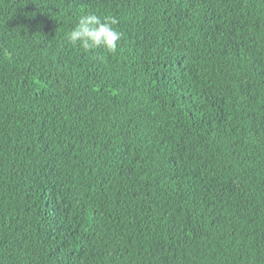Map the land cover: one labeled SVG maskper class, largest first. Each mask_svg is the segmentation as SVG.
<instances>
[{
	"label": "trees",
	"instance_id": "16d2710c",
	"mask_svg": "<svg viewBox=\"0 0 264 264\" xmlns=\"http://www.w3.org/2000/svg\"><path fill=\"white\" fill-rule=\"evenodd\" d=\"M0 264H264V0H0Z\"/></svg>",
	"mask_w": 264,
	"mask_h": 264
},
{
	"label": "clouds",
	"instance_id": "9594fccd",
	"mask_svg": "<svg viewBox=\"0 0 264 264\" xmlns=\"http://www.w3.org/2000/svg\"><path fill=\"white\" fill-rule=\"evenodd\" d=\"M119 23L115 15L101 16L94 11H82L65 40L85 51L103 49L114 53L122 39V33L117 30Z\"/></svg>",
	"mask_w": 264,
	"mask_h": 264
}]
</instances>
